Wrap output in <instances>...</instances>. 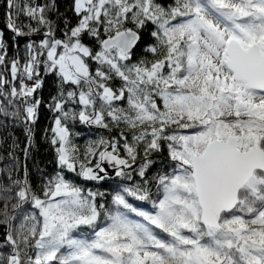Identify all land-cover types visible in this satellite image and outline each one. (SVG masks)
Listing matches in <instances>:
<instances>
[{
	"label": "snow or ice",
	"instance_id": "1",
	"mask_svg": "<svg viewBox=\"0 0 264 264\" xmlns=\"http://www.w3.org/2000/svg\"><path fill=\"white\" fill-rule=\"evenodd\" d=\"M6 9L0 114L25 141L23 177L0 183V264H264V0ZM45 108L54 167L34 185Z\"/></svg>",
	"mask_w": 264,
	"mask_h": 264
},
{
	"label": "trees",
	"instance_id": "2",
	"mask_svg": "<svg viewBox=\"0 0 264 264\" xmlns=\"http://www.w3.org/2000/svg\"><path fill=\"white\" fill-rule=\"evenodd\" d=\"M21 6L25 3V0H16ZM31 2V0H28ZM39 3H45V0H37ZM59 10L61 13H64L68 10L71 0H56ZM165 3H171L172 0L164 1ZM67 15L71 18L73 16L71 11H67ZM55 19V16H52ZM19 22L28 23V19L21 15ZM7 9H6V0H0V32H3L5 38L8 39L11 36V33L8 31L7 27ZM14 51L13 47L9 48V55H12ZM20 52L23 54V41L20 44ZM51 88V82L49 81L46 84L44 89V99L48 100V92ZM2 100V97H0ZM51 126V115L47 113V108L43 109L40 119L38 120L36 126L34 127V147L30 151V156L28 159V168L30 178L35 185L39 178L38 168H43L46 171H51L54 167V152L51 149L50 144L45 140V129L50 128ZM74 131L87 132V130L82 126L77 124ZM50 136L51 133L49 132ZM16 139L18 143L23 144L25 141V136L23 132V125L20 121H13L10 117H5L3 114H0V183L7 182L8 172L11 171L13 176L23 177V165L24 157L23 153L19 149L15 150V155L19 157V164L13 169L12 165L14 161L9 155L10 152H13V139ZM88 137L78 136L75 139V143L80 146L83 150L85 140ZM91 186V185H89ZM104 190V189H101ZM27 207V206H26ZM3 209V201L0 200V210ZM11 211V207H9ZM0 236H2V231H0Z\"/></svg>",
	"mask_w": 264,
	"mask_h": 264
},
{
	"label": "water",
	"instance_id": "3",
	"mask_svg": "<svg viewBox=\"0 0 264 264\" xmlns=\"http://www.w3.org/2000/svg\"><path fill=\"white\" fill-rule=\"evenodd\" d=\"M164 1H167V0H164Z\"/></svg>",
	"mask_w": 264,
	"mask_h": 264
},
{
	"label": "rangeland",
	"instance_id": "4",
	"mask_svg": "<svg viewBox=\"0 0 264 264\" xmlns=\"http://www.w3.org/2000/svg\"><path fill=\"white\" fill-rule=\"evenodd\" d=\"M109 171H111V170H109Z\"/></svg>",
	"mask_w": 264,
	"mask_h": 264
}]
</instances>
